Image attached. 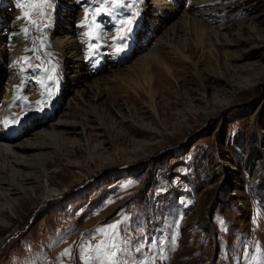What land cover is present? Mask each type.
<instances>
[{
	"label": "rangeland",
	"instance_id": "obj_1",
	"mask_svg": "<svg viewBox=\"0 0 264 264\" xmlns=\"http://www.w3.org/2000/svg\"><path fill=\"white\" fill-rule=\"evenodd\" d=\"M156 1L210 4L187 23L182 10L162 21ZM81 17L91 39L77 77L78 57L51 63L33 33L68 40ZM113 36L126 58L110 67ZM0 48V106L20 98L12 132L97 127L96 148L73 134L49 150L54 196L36 186L34 200L6 204L0 264H264V0H0ZM162 63L172 76L152 89ZM100 86L101 98L86 95ZM38 101L48 114L29 111Z\"/></svg>",
	"mask_w": 264,
	"mask_h": 264
},
{
	"label": "bare ground",
	"instance_id": "obj_2",
	"mask_svg": "<svg viewBox=\"0 0 264 264\" xmlns=\"http://www.w3.org/2000/svg\"><path fill=\"white\" fill-rule=\"evenodd\" d=\"M94 1L96 0H93V3ZM154 4L156 8L155 16L160 18L162 21L167 17L168 12L172 11L174 13H177L179 10H182L183 15L185 17V21L189 23V21H192V18L195 19L194 14L198 12L197 9L201 7V9L204 11L200 10L199 13H204L207 9V5H209L210 2H190L189 4H187L189 6L187 7L188 10L185 9L186 5L182 3L180 4L181 6H177L175 4H172L171 2L161 1H156ZM98 10L99 9H95L96 14ZM122 12L118 11L117 17L120 16ZM59 16L60 14L53 15V17H51V26H54L57 23ZM21 17L22 20H24V16L22 15ZM141 20L142 19H140V21ZM149 22L155 25L158 29L160 28L157 24V20L151 18ZM76 25L82 30L79 32L74 31L73 33H75V35L68 37V40L63 38L61 35L56 34L52 35L50 41L47 40L45 34L43 33H33V37H36L42 43V46L44 45L43 50L51 49L47 52L51 63H57L59 60H64L65 57L74 56H76V59L73 60L76 61L78 57L79 63L70 64L69 67L72 68L68 70L70 72H73L74 76L84 77L86 75V71H84V68H86L85 62H88V60L84 58V55H82V49H84L88 45V40L91 39V37L89 31H87L85 28L86 19L84 17H81ZM175 32L176 31L174 30L171 33L172 36L176 35ZM170 38L174 39L175 37ZM175 39H177V37ZM117 41L118 39L113 36L108 39L106 44H104L106 47L104 52L106 54H109L111 57L113 56L112 58L108 59L110 60V63L108 65L110 67L119 66V64L116 63L120 61L124 62V59L126 58L121 56L119 49H115ZM25 42L26 37L24 33L17 37H14L10 41V44L16 48L12 53V58L9 63L7 72L14 75L15 77L20 74V71L24 67L23 64L26 62L25 60L26 55H28V52L25 50ZM51 43H54V45L56 46L51 48ZM167 45L168 44H166V46ZM170 46L174 48V44L170 43ZM2 49H4V47ZM38 55L39 54H37V57ZM2 56H4V52H1L0 48V57ZM35 57L36 53L34 54V58ZM3 59L4 58H0V61H2ZM161 65L162 66H160V74L163 80L159 76L157 78L152 79L150 82V87L152 89L153 84L168 82L170 80V76H172V71L170 70V68H168L163 63ZM65 71H67V69ZM65 74H67V72ZM88 93H90L89 97L99 99L104 95L105 88L100 86L97 87L95 90L91 89L89 92H87L86 95H88ZM81 98V101L84 102V97L82 96ZM19 99V96L16 98V96L11 94V101H5L13 102L12 105L0 106V230L9 227L7 226L9 223L8 220L3 217L4 207L6 206V204L13 212L15 208L13 202L14 200L15 202H19L21 200L20 203L23 204L25 202L34 200L33 194L37 193V190L35 188L36 186H38V188L41 187L43 189L42 195L44 197V200L54 196L55 192H57L56 189H52L51 177L47 171V159L50 154L49 150H51L52 148L55 149L57 147L56 143L58 140H67L70 139L73 134H80V140H83V143L90 150L96 148L97 146L96 144L92 146L93 131L97 127L93 126V124H89L88 122L85 123L82 120L77 121L71 119H59L56 122L48 124V127H45V129L35 130L33 132H26L22 128L21 130L19 129L16 132H12V128H14L12 127V124L15 122V119L19 117L18 115H20V111L18 112L16 107L17 105L19 106ZM46 109L47 108L43 105V102L38 101L34 102L33 105H30L29 111L34 112V114H37L38 112H44L48 114L49 110ZM68 115L72 116L71 118H73L76 117L75 115L77 114L69 113ZM9 126L11 128H9ZM11 133L15 135V138L9 137ZM42 175L44 176V183H42L41 180Z\"/></svg>",
	"mask_w": 264,
	"mask_h": 264
},
{
	"label": "snow or ice",
	"instance_id": "obj_3",
	"mask_svg": "<svg viewBox=\"0 0 264 264\" xmlns=\"http://www.w3.org/2000/svg\"><path fill=\"white\" fill-rule=\"evenodd\" d=\"M42 2H43V3H47L48 0H42ZM26 15H28V14L26 13ZM112 227L114 228L115 226H112Z\"/></svg>",
	"mask_w": 264,
	"mask_h": 264
}]
</instances>
